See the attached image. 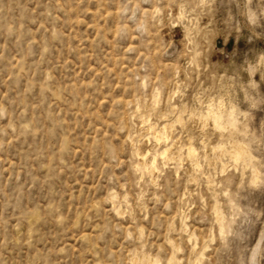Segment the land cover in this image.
Wrapping results in <instances>:
<instances>
[{"label": "rangeland", "instance_id": "obj_1", "mask_svg": "<svg viewBox=\"0 0 264 264\" xmlns=\"http://www.w3.org/2000/svg\"><path fill=\"white\" fill-rule=\"evenodd\" d=\"M135 263L264 264V0H0V264Z\"/></svg>", "mask_w": 264, "mask_h": 264}, {"label": "bare ground", "instance_id": "obj_2", "mask_svg": "<svg viewBox=\"0 0 264 264\" xmlns=\"http://www.w3.org/2000/svg\"><path fill=\"white\" fill-rule=\"evenodd\" d=\"M198 117H199V116H198ZM206 117H207V116H206ZM177 118H178V117H177ZM195 118H197V117H195ZM205 120H206V119H205ZM143 121H144V120H143ZM147 122H148V121H147ZM178 122H179V121H178ZM182 122H183V121H182ZM196 122H197V121H196ZM194 123H195V122H194ZM141 124H142V123H141ZM142 125H143V124H142ZM165 125H166V124H165ZM171 126H172V125H171ZM148 127H149V126H148ZM152 127H153V124H152ZM162 127H163V126H162ZM144 128H145V127H144ZM160 128H161V127H160ZM152 129H153V128H152ZM173 129H174V128H173ZM144 130H145V129H144ZM147 130H148V129H147ZM162 130H163V133H165V134L169 133V131H170L169 124H168V126H164ZM150 131H151V130H150ZM171 131H172V130H171ZM165 134H164V135H165ZM169 135H170V133L168 134V136H169ZM160 136H161V133H160V132H158V131H154V137L157 138V141H159V140H160V141L163 140V139H161L162 136H161V137H160ZM171 136H172V135H171ZM171 136H170V137H171ZM148 138H150V137H148ZM187 138H188V136H187ZM145 139H146V138H145ZM145 139H143V140L146 141ZM165 139H166V141H167V137H166ZM165 139H164V140H165ZM175 139H176V138H175ZM147 140H148V139H147ZM169 140H170V139H169ZM177 140H178V139H177ZM188 140H189V139H188ZM209 140H210V139H209ZM160 141H159V142H160ZM189 141H190V140H189ZM159 142H157V143H159ZM187 142H188V141H187ZM142 143H143V141L141 142V144H142ZM149 143H150V141H149ZM165 144H166V143H165ZM132 145H133V144H132ZM146 145H147V143H146ZM159 145H160V144H159ZM176 145H177V144H176ZM210 145H211V144H210ZM139 146H140V145H139ZM174 146H175V145H174ZM185 146H186V145H185ZM188 147H189V148H188ZM188 147H187V148H188L190 154H189V153H187V154H188V155H192V154H193L192 152H193V150H194L195 147L192 148L191 145L188 146ZM179 148H180V147H179ZM209 148H210V147H209ZM209 148H208V150H209ZM172 149H173V145H172V146H166L165 148L162 149V151H161V153H160V154H161L160 156H162V158H163V157H167V156H168V153H169ZM137 150H138V149H136V151H137ZM188 150H187V151H188ZM148 151H149V150L146 149L145 151H138V152H137L136 156H137V159H138L139 162H143V161H144V157L148 154ZM156 151H157V150H156ZM180 151H181V150H180ZM149 152H150V151H149ZM158 152H160V151H158ZM194 152H195V151H194ZM242 152H243V151H242ZM191 153H192V154H191ZM195 153H196V152H195ZM153 154H154V153H153ZM177 154H178V153H177ZM154 155H155V154H154ZM154 155H153V157H154ZM174 155H176V154L174 153ZM188 155H187V156H188ZM194 155H195V154H194ZM205 156H206V155H205ZM151 157H152V156H151ZM172 157H174V156H172ZM172 157L170 158L171 160H172ZM188 157H191V156H188ZM188 157H187V158H188ZM193 157H194V156H193ZM232 157H233V156H232ZM181 158H182V157H181ZM185 158H186V157H185ZM164 159H166V158H164ZM151 160H152V159H151ZM151 160H150V161H151ZM168 160H169V159H168ZM185 160H186V159H185ZM191 160H192V159H191ZM145 161H146V160H145ZM165 161H166V160H165ZM210 161H211V160H210ZM216 161H217V160H216ZM147 162H148V161H147ZM136 163H138V162H136ZM151 163H152V162H151ZM208 163H209V162H208ZM144 164H145V163H144ZM155 164H156V158L154 157V159H153V165H155ZM192 164H193V163H192ZM214 164H215V163H214ZM142 165H143V164H142ZM195 165H196V164H195ZM199 165H200V164H199ZM134 166H135V165H134ZM146 166H148V164H146ZM196 166H197V165H196ZM136 167H137V166H136ZM194 167H195V166H194ZM198 167H199V166H198ZM221 167H224V166H221ZM153 168H154V167H153ZM153 168H152V169H153ZM188 168H189V167H188ZM156 169H157V167L154 169V172H155ZM197 169H198V168H197ZM197 169H196V170H197ZM223 169H224V168H223ZM144 170H146V167H145ZM157 170H158V169H157ZM134 171H135V170H134ZM147 171H148V170H147ZM147 171H146V172H147ZM149 171H150V170H149ZM151 171L153 172V170H151ZM151 171H150V172H151ZM194 171H195V170H194ZM136 172H138V171H136ZM158 172H159V171H158ZM158 172H157V173H158ZM138 173H140V171H139ZM148 173H149V172H148ZM150 174H151V173H150ZM152 174H153V173H152ZM149 176H150V175H149ZM151 176H152V175H151ZM153 176H154V175H153ZM154 178H155V177H154ZM150 179H151V178H150ZM155 179H156V178H155ZM150 181H151V180H150ZM153 182H154V181H153ZM153 182H152V183H153ZM118 211H119V210H118ZM118 213H119V212H118ZM119 217H120V216H119ZM135 257H136V256H135ZM137 257H139V256H137ZM137 257H136V258H137ZM138 259H139V258H137V260H138ZM131 263H132V262H131ZM135 264H136V263H135Z\"/></svg>", "mask_w": 264, "mask_h": 264}]
</instances>
